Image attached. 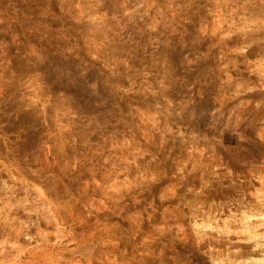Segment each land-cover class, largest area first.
<instances>
[{
  "label": "rangeland",
  "instance_id": "374dc122",
  "mask_svg": "<svg viewBox=\"0 0 264 264\" xmlns=\"http://www.w3.org/2000/svg\"><path fill=\"white\" fill-rule=\"evenodd\" d=\"M0 264H264V0H0Z\"/></svg>",
  "mask_w": 264,
  "mask_h": 264
}]
</instances>
